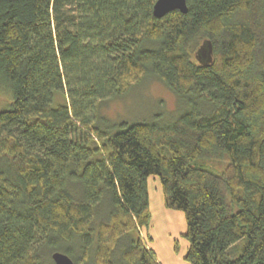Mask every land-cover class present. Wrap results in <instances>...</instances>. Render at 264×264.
I'll return each mask as SVG.
<instances>
[{"label": "trees", "instance_id": "trees-1", "mask_svg": "<svg viewBox=\"0 0 264 264\" xmlns=\"http://www.w3.org/2000/svg\"><path fill=\"white\" fill-rule=\"evenodd\" d=\"M155 1L0 0V264H159L150 176L184 212L189 264H264V0L161 18ZM149 76L184 104L175 120L100 110Z\"/></svg>", "mask_w": 264, "mask_h": 264}, {"label": "rangeland", "instance_id": "rangeland-1", "mask_svg": "<svg viewBox=\"0 0 264 264\" xmlns=\"http://www.w3.org/2000/svg\"><path fill=\"white\" fill-rule=\"evenodd\" d=\"M202 42V39L198 40L196 43L197 48ZM58 99L59 97L56 94L55 104L59 102ZM9 101L10 97L0 92V108L6 107ZM184 107V104L163 82L149 76L130 87L129 90L121 93V96L107 99L102 103L100 110L111 121L152 120L154 118L161 123H165L175 120ZM198 164L220 173L224 169L226 162L201 159ZM148 190L153 201V217L151 218L150 226L152 241L153 239L155 242L160 241L164 246L171 241L170 246L175 253H185L188 240L184 236L186 232L184 212L165 207L161 182L157 176L148 178ZM166 211L171 213H166ZM142 236L145 240L147 239L145 231L142 232ZM175 246L177 247L176 250Z\"/></svg>", "mask_w": 264, "mask_h": 264}, {"label": "water", "instance_id": "water-1", "mask_svg": "<svg viewBox=\"0 0 264 264\" xmlns=\"http://www.w3.org/2000/svg\"><path fill=\"white\" fill-rule=\"evenodd\" d=\"M178 9L183 13L188 11L186 0H156L153 5V14L161 18L168 12ZM196 58L203 65H209L213 60V45L209 39H204L196 51ZM52 259L55 264H74L71 257L61 251H54Z\"/></svg>", "mask_w": 264, "mask_h": 264}, {"label": "crops", "instance_id": "crops-1", "mask_svg": "<svg viewBox=\"0 0 264 264\" xmlns=\"http://www.w3.org/2000/svg\"><path fill=\"white\" fill-rule=\"evenodd\" d=\"M149 205H150L151 214L153 215V212H152L153 201L151 199L150 192H149ZM156 205L158 206V204H156ZM166 213H171V212L166 211ZM150 235H151V232H150ZM150 241H152V238H151V240L148 241L147 244L154 251L155 257H156L157 261L159 262V264H189L184 259L187 248H186L185 253L181 252V254H177V253H175V251L170 246L171 241H169V244H166L165 246L160 241L155 242L154 239H153L152 243H150ZM151 246H153V247H151ZM187 247H188V244H187ZM176 249H177V247L175 246V250ZM182 256H183V258H182Z\"/></svg>", "mask_w": 264, "mask_h": 264}]
</instances>
